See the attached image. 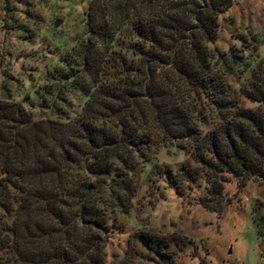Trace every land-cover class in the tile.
I'll list each match as a JSON object with an SVG mask.
<instances>
[{"label":"trees","instance_id":"trees-1","mask_svg":"<svg viewBox=\"0 0 264 264\" xmlns=\"http://www.w3.org/2000/svg\"><path fill=\"white\" fill-rule=\"evenodd\" d=\"M234 2L89 0L78 61L43 90L49 113L0 100V264H105L110 218L129 213L165 146L209 179L263 174L264 59L211 47ZM235 74L258 107L233 96ZM132 239L156 254L172 243Z\"/></svg>","mask_w":264,"mask_h":264},{"label":"rangeland","instance_id":"rangeland-1","mask_svg":"<svg viewBox=\"0 0 264 264\" xmlns=\"http://www.w3.org/2000/svg\"><path fill=\"white\" fill-rule=\"evenodd\" d=\"M88 3L0 0V100L20 102L37 117L49 113L43 90H52V76L66 61H78ZM219 25L211 47L223 57L233 50L243 64L264 59V0H235ZM228 81L243 106L258 107L240 95L239 75ZM157 157L145 168L129 213L110 218L104 263L264 264V171L245 182L214 180L188 149L165 146ZM137 231L172 243L156 254L132 242Z\"/></svg>","mask_w":264,"mask_h":264}]
</instances>
